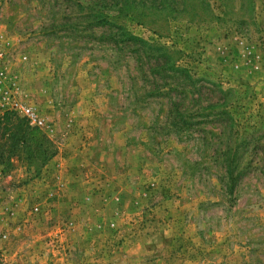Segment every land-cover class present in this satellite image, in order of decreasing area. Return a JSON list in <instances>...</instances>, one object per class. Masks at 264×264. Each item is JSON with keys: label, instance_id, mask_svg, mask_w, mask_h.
<instances>
[{"label": "rangeland", "instance_id": "rangeland-1", "mask_svg": "<svg viewBox=\"0 0 264 264\" xmlns=\"http://www.w3.org/2000/svg\"><path fill=\"white\" fill-rule=\"evenodd\" d=\"M224 2L194 21L101 11L177 51L198 81L176 84L89 10L0 0V83L45 118L0 105L34 139L0 159V264H264V0Z\"/></svg>", "mask_w": 264, "mask_h": 264}, {"label": "trees", "instance_id": "trees-1", "mask_svg": "<svg viewBox=\"0 0 264 264\" xmlns=\"http://www.w3.org/2000/svg\"><path fill=\"white\" fill-rule=\"evenodd\" d=\"M70 3H74L80 7V10H89L88 22L90 26L105 24L108 28V38L113 40L116 44L126 42L129 43L134 52L138 54L139 61L141 57H147L155 60V65H151V70L148 71L149 75L155 73L162 79L172 80L176 84H185L188 82L195 83L198 80L194 79V75L191 69L180 63L181 57H177V51L162 45L160 43L151 42L140 35L133 33L132 31L124 28L118 24H115L108 20L107 15L101 11L104 8L115 7L118 13L127 17L132 18L140 24H147L155 22L154 20H162L169 22L170 19L184 18L190 13V20H195L200 17L198 11L191 12L195 9L192 7L196 1H199V7L203 10L210 9L212 4L211 0H91V3L87 4L79 0H67ZM222 5H225L224 0H219ZM184 55V54H182ZM149 60H147L148 62ZM157 82V80H156ZM170 89L176 90L175 87H169ZM151 95V94H150ZM181 112H177L180 115ZM26 122V128H29V124ZM9 126L2 125L0 121V137L6 135L7 131L11 129ZM35 128H29L33 132ZM17 130V129H16ZM29 131L25 128L17 130L15 132L10 131L7 138V143H0V159L2 161L9 158V155L15 153V148L19 145H26V151L31 150L32 141L34 139L28 138ZM47 140L46 137H44ZM49 142V140H47ZM46 142H43V144ZM42 144V143H41ZM54 154V151H49V148L43 150L44 160L50 159V156Z\"/></svg>", "mask_w": 264, "mask_h": 264}, {"label": "built area", "instance_id": "built-area-1", "mask_svg": "<svg viewBox=\"0 0 264 264\" xmlns=\"http://www.w3.org/2000/svg\"><path fill=\"white\" fill-rule=\"evenodd\" d=\"M2 53L0 52V57ZM16 82L12 81L8 87H3L0 83V105L8 110H14L21 112L30 122L31 125L42 127L45 125V118L42 116L40 111L19 100L15 93Z\"/></svg>", "mask_w": 264, "mask_h": 264}, {"label": "crops", "instance_id": "crops-1", "mask_svg": "<svg viewBox=\"0 0 264 264\" xmlns=\"http://www.w3.org/2000/svg\"><path fill=\"white\" fill-rule=\"evenodd\" d=\"M59 154L50 162L51 166H53L54 162L59 158Z\"/></svg>", "mask_w": 264, "mask_h": 264}]
</instances>
